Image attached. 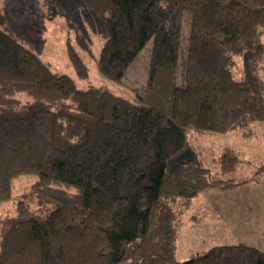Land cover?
I'll return each mask as SVG.
<instances>
[{"label": "trees", "instance_id": "trees-1", "mask_svg": "<svg viewBox=\"0 0 264 264\" xmlns=\"http://www.w3.org/2000/svg\"><path fill=\"white\" fill-rule=\"evenodd\" d=\"M88 3L105 28V78L122 83L153 39L143 92L79 87L4 29L0 6V264H264V251L244 242L175 255L180 215L200 191L264 172L262 162L240 175L246 161L229 146L207 162L191 138L264 122V0ZM76 41L92 54L84 33ZM67 52L87 77L69 38ZM188 149L194 156L176 162ZM24 176L32 180L21 187Z\"/></svg>", "mask_w": 264, "mask_h": 264}, {"label": "rangeland", "instance_id": "rangeland-1", "mask_svg": "<svg viewBox=\"0 0 264 264\" xmlns=\"http://www.w3.org/2000/svg\"><path fill=\"white\" fill-rule=\"evenodd\" d=\"M8 17L4 29L20 42L39 52L54 70L71 76L82 88L107 84L115 90L127 91L133 87L139 92L145 90L148 78L153 39L151 38L136 59L130 64L122 83H116L102 76L98 70L97 60L106 40L105 28L100 15L89 6L88 0H0ZM192 14L185 11L182 22L180 63L178 84L183 85V68L187 55ZM82 32L90 42L92 54L81 49L76 41V32ZM68 38L77 45L78 50L88 64L87 77H79L67 52ZM264 40V35H263ZM125 86V87H124ZM24 97V96H23ZM193 146L200 149L207 162L211 155H219L223 148L229 146L238 150L243 161L240 175H250L253 166L264 162V133L252 138L245 137L240 131H228L191 136ZM194 156L188 149L180 157ZM211 164V163H209ZM251 168V169H250ZM250 169V170H249ZM32 176H24L18 182L22 187L29 183ZM14 192L17 193L15 182ZM249 189L224 190L217 187L203 189L195 196L187 208H184L178 226L175 255L178 260L188 259L193 253L205 251L214 245L250 242L251 237L242 233L237 225L231 226L229 218L224 217L221 204L238 206L237 200L246 198ZM231 200V202H230ZM224 201V204H223ZM3 207L11 210L12 200Z\"/></svg>", "mask_w": 264, "mask_h": 264}, {"label": "crops", "instance_id": "crops-1", "mask_svg": "<svg viewBox=\"0 0 264 264\" xmlns=\"http://www.w3.org/2000/svg\"><path fill=\"white\" fill-rule=\"evenodd\" d=\"M250 129L251 132L239 131L248 138L261 135V133H264V122L254 124ZM237 187L239 189H249L250 192H247L246 198L237 200V207L234 204L228 206L221 204L223 215L229 218L231 226L237 225L238 228L243 230L242 233L251 237V239H248L250 241L247 242L248 244L264 251V172L256 180Z\"/></svg>", "mask_w": 264, "mask_h": 264}]
</instances>
